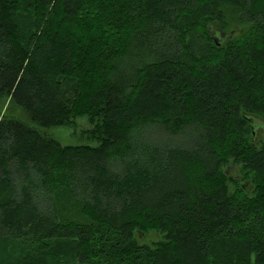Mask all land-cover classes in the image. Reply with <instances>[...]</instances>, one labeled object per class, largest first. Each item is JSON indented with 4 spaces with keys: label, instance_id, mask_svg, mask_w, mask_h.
Wrapping results in <instances>:
<instances>
[{
    "label": "trees",
    "instance_id": "1",
    "mask_svg": "<svg viewBox=\"0 0 264 264\" xmlns=\"http://www.w3.org/2000/svg\"><path fill=\"white\" fill-rule=\"evenodd\" d=\"M223 4L249 30L218 44ZM3 94L41 129L101 119L105 140L62 146L0 123V264H39L54 242L72 256L46 263L264 264V145L250 135L264 119V0H0ZM144 119L169 139L146 140ZM191 128V146L171 143ZM230 163L260 180L257 197L227 192ZM61 192L83 222L57 215ZM153 231L155 249L139 243Z\"/></svg>",
    "mask_w": 264,
    "mask_h": 264
},
{
    "label": "rangeland",
    "instance_id": "2",
    "mask_svg": "<svg viewBox=\"0 0 264 264\" xmlns=\"http://www.w3.org/2000/svg\"><path fill=\"white\" fill-rule=\"evenodd\" d=\"M224 18L222 22L216 21L213 23V26L210 28L211 36L218 41H223L224 38L228 35L232 36L231 40L239 39L249 30V25L244 24L243 22L238 20V14L236 8L230 4H223L221 7ZM26 14H23L21 18H24ZM58 23V22H57ZM230 40V41H231ZM216 41V40H215ZM155 94V90H153ZM150 96V95H149ZM149 96H147L146 100L143 101V104L139 109H144L147 111L148 109L151 110L152 103L149 100ZM169 101V100H168ZM155 106V105H153ZM201 110V108H200ZM203 111V109H202ZM167 110H163V114H165ZM145 117H150L149 115H145ZM251 119V124L254 126L253 131L250 132V135L253 137V143L258 147L262 148L264 145V119H260L256 116ZM21 121L28 126H32L35 128L37 127L32 121L30 116L19 106L15 105L10 96L7 94L0 95V123L2 121ZM141 126L143 129V137L146 140L159 142V141H166L168 136L162 132H160V125L155 124L154 122H148V120L144 119L141 122ZM102 121L100 120H92L88 117H77L71 119V122L66 125L52 127L48 129H41L43 135L53 138L57 140L62 146H90L95 147L102 144L105 140V136L103 135V129L101 128ZM137 132V131H135ZM134 132V133H135ZM194 130L191 128L190 131L186 132L182 130V134H177L174 137L170 135V141L173 145H179L188 147L191 146L193 143L192 138L190 135H193ZM141 136V133L138 131L135 135ZM187 136V137H186ZM119 167L118 163H113V172H116ZM225 174L227 175L226 185H227V192L230 195H234L238 190H242V187H245L244 194L248 198H255L257 197V188L259 186L260 180L256 182L255 176L253 173H248L242 171V165H238L235 163H230L227 167L224 168ZM262 182V181H261ZM242 190V191H243ZM56 203V211L57 215L61 218L76 221V222H83L81 220V216L79 214V208L75 200L69 195L64 192L58 193L55 197ZM36 205H38L41 209L47 207L43 203H41L40 199H37ZM46 206V207H45ZM138 240L140 244L148 245L152 249H155L154 246L159 242L162 241V234L153 231L149 233H143L142 235L137 234ZM65 242L50 243L48 244V248H46V252L39 253L37 255V261L39 264H52L46 263L52 260L51 253L55 252L54 254H60L63 259H66L69 256H72V245H63ZM190 243V242H189ZM188 244V243H187ZM16 246V247H14ZM13 246L14 256L15 258L23 255L24 249L18 244ZM182 246L186 247V243ZM180 256V255H179ZM179 258V257H178ZM192 264H199L198 261H192Z\"/></svg>",
    "mask_w": 264,
    "mask_h": 264
},
{
    "label": "water",
    "instance_id": "3",
    "mask_svg": "<svg viewBox=\"0 0 264 264\" xmlns=\"http://www.w3.org/2000/svg\"><path fill=\"white\" fill-rule=\"evenodd\" d=\"M216 41H217V43L219 44V42H218V40L217 39H215Z\"/></svg>",
    "mask_w": 264,
    "mask_h": 264
}]
</instances>
